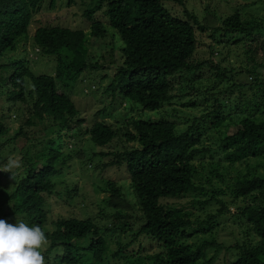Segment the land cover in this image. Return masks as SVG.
<instances>
[{"label": "trees", "instance_id": "obj_1", "mask_svg": "<svg viewBox=\"0 0 264 264\" xmlns=\"http://www.w3.org/2000/svg\"><path fill=\"white\" fill-rule=\"evenodd\" d=\"M46 1L0 0V95L30 115L11 135L0 105V164L10 149L23 153L24 166L7 198L11 211L0 219L17 216L30 227L39 225L48 239L46 264H214L208 249L236 252L223 264H264V13L250 11L260 4L264 10V0L238 3L227 17L209 2L196 10L189 0H84L85 10L50 23L40 20L34 29L42 8L52 10L58 2ZM167 2L182 10L176 13ZM68 16L85 25L70 28ZM97 40L105 46L99 57L93 56ZM223 45L226 53L219 52ZM33 49L56 58L51 75L35 74L25 56L6 58ZM107 63L116 68L99 79L109 80L105 109L126 101L129 112L140 115L96 120L84 131L72 87L85 71L105 72ZM8 64L12 71L6 74ZM177 98L188 99L183 107L203 105V114L187 117L180 125L186 129L165 115L151 118ZM39 126L50 135L65 132L74 145L81 137L73 129H82L109 158L102 169L130 176L133 199L109 181L98 216L87 211L82 219H59L55 230H47V200L57 193L56 178L81 156L55 149L57 138L36 151L28 144L17 148L20 140L31 141L28 129ZM214 128L223 130L213 139L216 149L205 140H212L205 135ZM216 155L223 159L214 162ZM76 191L68 190V197ZM227 193L231 205L242 203L236 218L258 239L255 245L217 241L220 218L229 213ZM165 199L180 201L164 204Z\"/></svg>", "mask_w": 264, "mask_h": 264}, {"label": "rangeland", "instance_id": "obj_2", "mask_svg": "<svg viewBox=\"0 0 264 264\" xmlns=\"http://www.w3.org/2000/svg\"><path fill=\"white\" fill-rule=\"evenodd\" d=\"M49 1V0H47ZM46 1V2H47ZM58 1L54 3L53 6H50L49 8L54 7L52 10L47 9L46 7H43L46 2L43 4L42 10L36 15L37 19H34V21H37V24H33L32 27L35 29L38 26H41L40 20H42V23H50L55 18L63 19L68 13L76 14L79 10H85L87 5L83 2V7H81V1L84 0H55ZM208 0L207 2H203V4H200L199 0H189V4L194 7L196 10H202L204 8V5L208 4V2L211 4L210 7L212 9H217L223 15L224 17H227L234 13V8L236 4H250L254 0ZM71 2V6H67L68 3ZM232 2H235V4H232ZM237 2V3H236ZM74 4H77L74 6ZM168 7L174 6L176 9V13H179L182 10V7H179L175 3L167 2L166 3ZM47 10V11H46ZM51 10V11H50ZM46 11V12H45ZM49 11V12H48ZM253 13H258L261 15V13H264L263 7L260 4V7H254L250 10ZM80 12V11H79ZM70 17L69 21V27L72 29L79 28L81 23L82 25H85V21L81 18L79 21H73L72 19H77L76 17L68 16ZM85 28L86 26H82ZM98 43H96L94 49H93V56L100 55L102 51V47H105L100 40H97ZM109 42V39L107 40ZM223 47L225 49L219 51V52H227V49L224 45ZM109 49V48H108ZM106 49V51L108 50ZM243 51L244 49H240ZM29 52L27 51V54H22L19 52L13 53V55H8L6 58L11 56V59H20V58H29V64L32 69V71L35 74H52L54 71V66L56 64V58L54 57H47L44 55L37 54L34 49L31 50L30 53H32L33 57H29ZM31 56V55H30ZM243 58V56H242ZM215 60H220V55L215 56ZM234 61V60H233ZM95 62V60H94ZM107 70L105 72L99 70V69H90L88 71H85L79 78V81L72 87V97L76 103L77 108L82 113L81 118L85 119V122L81 125L82 129L84 128V131L87 129V127H90L94 121H111L114 120H120L126 116H128V119L137 118L140 115V111H134L133 113L129 112L130 106L126 101H122L119 105L117 104L114 107H104L107 104L110 103L109 97L105 99L103 97L104 91L109 85V80L103 81L101 84H99V79L104 76V74L109 73L111 75L115 74V68L116 65H112L107 63ZM225 65H228L226 62ZM8 71L6 74L10 73L12 71V66L9 64ZM206 78V77H205ZM84 79V80H83ZM250 79V78H249ZM222 88V85L219 86ZM4 92H6L5 88L2 89ZM2 95H0V105L4 107L5 114L8 118V124L10 125L9 132L11 135H14V133L19 129L21 125H23L26 120L29 118L30 115H28L26 112H21L22 116L20 117V104H17L15 106H11L7 104L4 99H2ZM188 102V99H176L171 102V104H165L162 109L158 112L152 113L151 118L155 120H159V118L163 115L168 117V119L174 120L178 123V125H184V121L187 117H193V116H201L204 112L203 105H200L197 107V109H191L187 107H183L181 104H184ZM20 113V114H19ZM130 113V114H129ZM15 116V117H14ZM7 123V122H6ZM186 129L185 126H180V128ZM76 128V127H74ZM78 128V127H77ZM77 129H73L74 132H80L79 136L81 137L80 142H75V145L73 144V140L71 138L65 137L63 133H58L55 129L53 134H49L48 131L44 130L42 126H39L38 128H31L28 129V137L31 139V141H19L17 142V148H21L23 146L31 145L32 148L40 149L41 147L45 146V142L48 138H57L56 145L54 146L55 149H59V151H67L72 150L79 153L81 156L80 159H77L70 164H68V167L64 169L62 172V175L56 178L57 193L53 196H50L47 200L48 204V226L47 230L52 232L55 230L53 222H56L59 219L63 218H71V217H78L79 219H82L85 217L86 212L91 213V216H98V213L100 209H102L101 206H103V199L107 196L104 192L101 190L105 188L109 181L116 182L119 186L123 188V192L128 196L129 200H132V187H130L131 181L130 176L126 174L125 171H122L121 173H117V170L114 168L109 169H102L101 163H106L109 158L106 156H101L99 152L101 149L97 148L92 141L90 140V136L83 134V131ZM184 129V130H185ZM183 130V131H184ZM209 134L205 135L206 137H213L212 140H206V143L210 145L212 149H216V145L214 144L215 137L218 136L221 132H223L222 129H208ZM59 136L61 137L59 139ZM74 145V146H73ZM133 144H129V146H132ZM10 150V149H9ZM7 150V152L4 154V162L0 164V166L7 163L9 157L13 159H18L20 161V167L17 169H13V172L16 174L15 179H11V174L8 172H2L0 171V204L2 205V209L0 210V213L7 215L12 208V203L7 201L8 196L10 193H12L15 190V186L17 183V179L22 178L24 175V166H23V153L19 152V150H16L14 152H11ZM107 151V150H105ZM209 156H207L208 158ZM220 159H223V155H220V157H217V155L214 157V162L219 161ZM83 159V160H82ZM90 160V161H89ZM83 162V163H82ZM206 162H209L207 160ZM199 164V163H195ZM97 165H100L97 167ZM260 171H263L262 168H260ZM17 177V178H16ZM77 188V191L73 193L72 197L69 198L67 195L68 190H72L74 188ZM224 201L228 204L229 207V213L225 216H222L220 218L219 224L220 226L215 230L216 232V239L220 244L225 245L226 247L234 246L237 243L240 244H247V245H255L258 243V239L254 236L253 232L249 231L247 229V226H245L246 222L244 220H241L239 218H236V214L238 211V207L242 205V203H238V205H231V201L233 200V197L227 193L224 196ZM180 200H170L165 199L162 200L164 204L172 203V202H179ZM185 200H181V204H183ZM11 205V206H10ZM18 219H21L17 216L9 217L5 220H7L9 223L15 224ZM3 219V218H1ZM24 221V219H21ZM136 228V227H135ZM48 248V244L45 246L44 249H42V252L45 251ZM207 254L209 258H214V264H223V262L228 259L230 260L231 254L236 255V252L234 250H230L229 252L222 249L218 254H215V251L212 249L207 250ZM113 254H111L112 256ZM113 258V257H112ZM121 258L119 256L117 259H114L115 261H118Z\"/></svg>", "mask_w": 264, "mask_h": 264}, {"label": "clouds", "instance_id": "obj_3", "mask_svg": "<svg viewBox=\"0 0 264 264\" xmlns=\"http://www.w3.org/2000/svg\"><path fill=\"white\" fill-rule=\"evenodd\" d=\"M19 167L20 161L9 157L0 171L10 173V178L15 179L13 169ZM47 244L48 239L39 225L30 227L18 218L15 224L0 219V264H46L42 249Z\"/></svg>", "mask_w": 264, "mask_h": 264}]
</instances>
